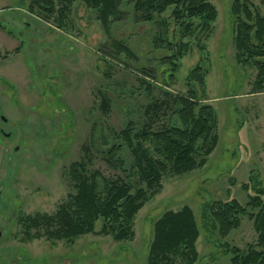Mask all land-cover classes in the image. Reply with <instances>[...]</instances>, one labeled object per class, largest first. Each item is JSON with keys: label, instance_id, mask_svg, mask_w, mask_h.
<instances>
[{"label": "rangeland", "instance_id": "obj_1", "mask_svg": "<svg viewBox=\"0 0 264 264\" xmlns=\"http://www.w3.org/2000/svg\"><path fill=\"white\" fill-rule=\"evenodd\" d=\"M208 1L216 18L206 37L198 17L183 36L171 7L149 22L128 6L107 32L97 12L80 0L61 26L56 16L30 12L28 0H0V8L11 6L8 17L0 15V102L7 118L0 119V129L9 132H0V264H147L154 221L183 205L192 209L199 229L193 264H230L233 249L256 245L248 214L227 234L202 215L208 201L235 198L243 204L255 189L264 192V91L252 92L257 70L235 58L232 0ZM251 1L263 8L260 0ZM157 36L187 44L172 76L166 59L171 52ZM196 65L205 70L203 89L188 83ZM189 86L215 109L217 145L202 167L163 176L161 189L135 214L131 239L98 233L99 219L95 233L72 241L44 235L22 240L20 217L52 214L73 193L67 169L85 157L84 147L89 169L123 177L131 162L125 148L117 153L124 173L105 161V152L119 142L112 132L130 119L140 125L143 109L156 101L161 108L154 127L168 124L174 118L172 98ZM98 91L108 100V111ZM176 263L185 261L179 257Z\"/></svg>", "mask_w": 264, "mask_h": 264}, {"label": "trees", "instance_id": "obj_2", "mask_svg": "<svg viewBox=\"0 0 264 264\" xmlns=\"http://www.w3.org/2000/svg\"><path fill=\"white\" fill-rule=\"evenodd\" d=\"M75 0H28L30 12L40 10L47 17L56 16L58 25H63L65 15ZM97 12V18L109 32L110 22L120 17L124 8L130 6L140 12L145 21L153 22L156 16L171 7V16L186 35L192 29L193 18H200L206 37L210 24L216 18V9L208 0H80ZM262 9L251 0H232L231 13L235 17V58L244 65H253L257 73L252 92L264 91V0ZM171 52L166 59L167 75H174L177 61L187 44L156 37ZM128 53L127 48L116 45ZM205 70L200 65L188 74V83H196L203 89ZM185 94L172 98L174 118L168 124L156 123L161 108L153 102L143 109L145 120L140 125L128 120L119 132H112L119 142L105 152V161L112 169L124 170L123 161L117 153L124 148L130 154V168L126 175L104 176L98 169H89V154L69 164L67 173L72 180L73 193L52 213L36 212L19 218L24 228L23 241L45 236L51 240L72 241L87 233H95V223L103 221L98 233L112 235L115 240H129L134 235L133 218L143 204L161 189L163 176L183 174L207 161V156L218 142L217 115L213 106L203 103L192 86ZM148 90L151 85H146ZM100 105L109 110L104 93L98 91ZM133 180L131 181L130 180ZM243 188L246 185L242 184ZM261 188L247 194L241 204L235 198L208 201L202 211L203 217L213 221L220 234L236 228L240 218L248 214L256 233V245L245 251L233 249L230 264H264V198ZM32 230H34L32 232ZM199 229L192 209L183 205L178 210H167L153 224V236L147 253V264H177L179 257L185 264L197 259L195 242Z\"/></svg>", "mask_w": 264, "mask_h": 264}, {"label": "flooded vegetation", "instance_id": "obj_3", "mask_svg": "<svg viewBox=\"0 0 264 264\" xmlns=\"http://www.w3.org/2000/svg\"><path fill=\"white\" fill-rule=\"evenodd\" d=\"M10 8H11V6H10V4H4L3 6H2V8H0V15H1V17H6L7 15L9 16V14L8 13H11L10 12ZM5 14H7V15H5ZM12 14H14V13H12ZM7 16V17H8ZM12 17H14L13 15H12ZM7 34H11V30H8V32H7ZM2 110H3V106L1 105V102H0V119L3 121V122H7V118L4 116V114L2 113ZM0 132L3 134V135H5V136H8L9 135V132H3V130L2 129H0Z\"/></svg>", "mask_w": 264, "mask_h": 264}, {"label": "water", "instance_id": "obj_4", "mask_svg": "<svg viewBox=\"0 0 264 264\" xmlns=\"http://www.w3.org/2000/svg\"><path fill=\"white\" fill-rule=\"evenodd\" d=\"M0 234H1V232H0Z\"/></svg>", "mask_w": 264, "mask_h": 264}]
</instances>
